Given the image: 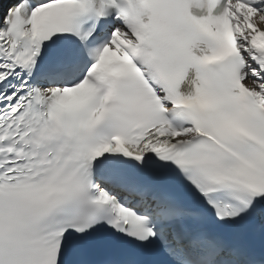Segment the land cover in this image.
<instances>
[{"label":"snow or ice","instance_id":"6c2138e0","mask_svg":"<svg viewBox=\"0 0 264 264\" xmlns=\"http://www.w3.org/2000/svg\"><path fill=\"white\" fill-rule=\"evenodd\" d=\"M0 264H264V0H0Z\"/></svg>","mask_w":264,"mask_h":264}]
</instances>
